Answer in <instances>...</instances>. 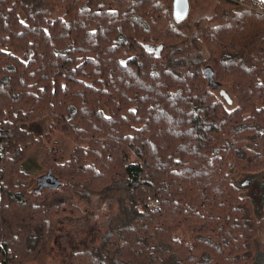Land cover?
Returning <instances> with one entry per match:
<instances>
[{"label":"trees","instance_id":"1","mask_svg":"<svg viewBox=\"0 0 264 264\" xmlns=\"http://www.w3.org/2000/svg\"><path fill=\"white\" fill-rule=\"evenodd\" d=\"M171 1L0 0V264L83 215L43 206L22 170L45 141L22 125L44 117L46 139L75 144L59 188L118 195L98 245L68 264H264L261 208L230 179L264 173V16L216 0L188 33Z\"/></svg>","mask_w":264,"mask_h":264},{"label":"rangeland","instance_id":"2","mask_svg":"<svg viewBox=\"0 0 264 264\" xmlns=\"http://www.w3.org/2000/svg\"><path fill=\"white\" fill-rule=\"evenodd\" d=\"M172 2L173 0L171 4ZM188 2L189 11L186 19L182 21L184 26L181 31L191 33L189 26H193L200 18H209L215 15L216 0H188ZM58 13L59 16L62 15V11ZM183 50L185 52V49ZM180 56L182 55L179 53L175 54L176 58ZM210 87V90L219 98L221 97L218 92L227 90L225 86L215 84L213 81L210 82ZM49 124L50 118L44 117L35 122L22 125L25 131L37 137L42 136L45 140L43 146L32 145L27 158L21 164L22 170L34 176L37 180L35 187L40 191L39 193L43 194V206L52 205L59 199L66 200L83 215L79 218H62L59 220L60 222L55 225L54 229H51L53 231L51 238L44 243H40L37 252L23 264H68L71 253L98 245L101 238H103L108 223L118 210L117 194L81 197L76 195L70 188L52 189L46 187V182L49 183L46 178L52 175L55 166L61 165L69 159L75 148V144L61 133L50 134L49 138L46 139L45 135ZM51 149L54 151L49 154L48 152ZM260 178L264 179V173L249 175L236 169L230 171L231 182L237 188L238 194L250 200L257 210L261 208L257 211V215L264 217V207H261L263 188H261ZM61 182L64 185L65 182ZM155 203L157 204V202L152 204ZM49 231L46 233H49ZM261 237L264 241V237Z\"/></svg>","mask_w":264,"mask_h":264},{"label":"water","instance_id":"3","mask_svg":"<svg viewBox=\"0 0 264 264\" xmlns=\"http://www.w3.org/2000/svg\"><path fill=\"white\" fill-rule=\"evenodd\" d=\"M264 1V0H262ZM189 11V2L188 0H173L172 2V15L175 21L182 22L186 19ZM219 96L228 104H232V99L229 97L225 90H220ZM49 183L46 182V187L57 189L60 187V182L52 176L46 178Z\"/></svg>","mask_w":264,"mask_h":264},{"label":"built area","instance_id":"4","mask_svg":"<svg viewBox=\"0 0 264 264\" xmlns=\"http://www.w3.org/2000/svg\"><path fill=\"white\" fill-rule=\"evenodd\" d=\"M228 1L235 3L244 10L250 11L257 15L264 16V1L262 0H228Z\"/></svg>","mask_w":264,"mask_h":264}]
</instances>
